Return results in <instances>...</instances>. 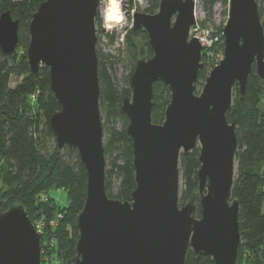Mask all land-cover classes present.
<instances>
[{"label": "water", "instance_id": "water-1", "mask_svg": "<svg viewBox=\"0 0 264 264\" xmlns=\"http://www.w3.org/2000/svg\"><path fill=\"white\" fill-rule=\"evenodd\" d=\"M195 2L159 0L155 14L132 15L131 35L145 32L147 40L128 80L130 96L120 105L135 184L124 202L105 189L95 29L100 0H46L31 15L29 71L48 70L59 105L50 130L59 149L76 150L86 174V199L74 222L75 256L65 264H185L189 252L212 264H237L239 204L231 191L239 143L226 115L234 88L242 97L252 70L264 86V29L256 0H229L222 59L198 92L206 63L199 40L190 36ZM18 43V22L2 12L1 52L12 54ZM157 83L170 92L159 125L151 121ZM195 151L197 191L180 206L179 158ZM42 239L23 205L0 213V264H41Z\"/></svg>", "mask_w": 264, "mask_h": 264}, {"label": "trees", "instance_id": "trees-1", "mask_svg": "<svg viewBox=\"0 0 264 264\" xmlns=\"http://www.w3.org/2000/svg\"><path fill=\"white\" fill-rule=\"evenodd\" d=\"M46 0H0V14L8 11L18 22V49L12 54L0 50V181L11 195L0 204V213L13 204L23 205L32 221L35 210L40 209L36 200L42 198L50 188L62 189L67 193V205L61 207L49 199L42 207L44 216L56 217L52 235L56 236L57 252L64 264L75 256L78 232L74 222L83 209L86 199V174L80 167L76 150L70 147L59 149L49 127L50 116L59 110L50 90L49 72L40 68L31 74L25 58L29 43L28 25L31 15ZM135 0H128V10L133 9ZM144 13L153 15L158 10L159 0H144ZM204 11L211 15L215 5L220 4L228 17L229 0H200ZM258 5V0H256ZM260 20L264 29V8L258 5ZM196 26V25H195ZM96 31L101 33V20L95 19ZM219 41L213 47L210 58L202 56L206 67L199 72L196 89L203 86L211 70L223 55L222 29ZM114 42V36H109ZM147 40L142 32L134 38L130 30L123 39V49L118 54H103L96 49L98 60L99 111L103 132L105 157V189L109 198L129 201L135 188L132 149L126 138L128 120L120 112L121 101L130 96L128 80L134 70L140 45ZM148 56L151 52L146 50ZM124 66L127 73L118 79L117 67ZM15 85L11 87L12 80ZM201 90V89H200ZM264 100V86L254 75L248 79L241 97L235 87L231 108L226 118L235 123V134L239 148L235 157V175L232 199L239 204V230L241 244L237 264H264V107L258 105ZM170 101L168 88L161 83L154 85L151 121L159 125L164 121V112ZM77 154V155H76ZM75 155V161L67 156ZM198 151L181 155L179 170L181 185L179 205H184L197 191ZM57 215L61 218L57 219ZM196 216H199L197 210ZM47 237L42 240L43 251ZM55 247V245H54ZM41 254V262H43ZM185 264H212L204 257L196 258L188 253Z\"/></svg>", "mask_w": 264, "mask_h": 264}, {"label": "rangeland", "instance_id": "rangeland-1", "mask_svg": "<svg viewBox=\"0 0 264 264\" xmlns=\"http://www.w3.org/2000/svg\"><path fill=\"white\" fill-rule=\"evenodd\" d=\"M195 1L196 2H195L194 13H195L196 26H194L195 31H192L190 36L194 37L202 32L205 34L208 33L211 37L219 36L220 33L218 29H223L227 21V17L223 15L225 9L220 4H217L213 8L212 14L208 15L204 11L200 0H195ZM127 2L128 0H118V6L120 9L122 19L119 23L108 26L105 20V15H106V10L108 8L109 0H100L98 16L101 20L102 32L99 33L96 31V37H97L96 49L101 50V52L105 55L106 54L116 55L118 54L117 50L123 49V39L131 27L132 15L134 13H144V10L146 8V3L144 0H135L133 3V9L128 10ZM112 35L114 36L113 43H111L109 39V36ZM202 56H203V52H202ZM125 63L126 62H123L122 64H119L117 67L118 79H121L127 73V69L124 66ZM209 72L210 70H207L208 74ZM14 81L15 80L13 79L11 83V87L15 85ZM202 87L200 89H202ZM200 89L199 92L201 91ZM258 107L260 108L264 107V100L258 105ZM67 160H71L72 161L71 164H73V162L76 160L75 155L72 156V159L70 155L67 156ZM235 168H236V164H235ZM6 189L7 188L0 181V204L7 202L9 197L11 198V195H8V193L6 194L7 192ZM42 194L44 199L41 200V198H38L36 200V204H38L40 209L35 210V212L36 211L37 212L34 214L33 220L31 221L32 225L35 223L43 225L42 229L44 231L45 236L48 239L46 248L44 249V251H41L43 257L42 258L43 262H41V264H64L61 255H59L57 252L56 236L52 235L51 232L52 231L51 229H54L57 224L56 222L51 225V222H53V220H55L56 217L47 218V216H44L45 214L42 212V207L43 206L45 207L49 204V199L50 200L53 199L54 202L57 204V206L60 205L61 207H65L67 205V193L62 189L50 188L47 190L46 193H42ZM263 210H264V206H263Z\"/></svg>", "mask_w": 264, "mask_h": 264}, {"label": "built area", "instance_id": "built-area-1", "mask_svg": "<svg viewBox=\"0 0 264 264\" xmlns=\"http://www.w3.org/2000/svg\"><path fill=\"white\" fill-rule=\"evenodd\" d=\"M258 5H262V7L264 8V0H258ZM192 31H195L194 27L192 28L191 32ZM194 37L199 40V42L201 44V47H202V51L201 52H203L205 58L212 57V55H213V47L219 41L218 37L217 36L211 37L208 33L205 34L203 32L197 34ZM221 59H222V56L219 58V61ZM43 199H44V197L42 196L41 200H43ZM57 217H58L57 219L61 218V216H59V215ZM54 223H56V220H53V222H51V225L54 224ZM42 226L43 225H41V224H36V223L33 224V227H34L35 231L38 232V233H42L43 234V239H44L45 234H44V231L42 229ZM42 251H43V249H42Z\"/></svg>", "mask_w": 264, "mask_h": 264}, {"label": "bare ground", "instance_id": "bare-ground-1", "mask_svg": "<svg viewBox=\"0 0 264 264\" xmlns=\"http://www.w3.org/2000/svg\"><path fill=\"white\" fill-rule=\"evenodd\" d=\"M121 13L119 6L115 0H109L108 8L106 10L105 20L108 26L115 25L121 21Z\"/></svg>", "mask_w": 264, "mask_h": 264}, {"label": "clouds", "instance_id": "clouds-1", "mask_svg": "<svg viewBox=\"0 0 264 264\" xmlns=\"http://www.w3.org/2000/svg\"><path fill=\"white\" fill-rule=\"evenodd\" d=\"M115 2L117 3V6H118V0H115Z\"/></svg>", "mask_w": 264, "mask_h": 264}]
</instances>
